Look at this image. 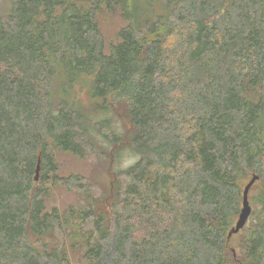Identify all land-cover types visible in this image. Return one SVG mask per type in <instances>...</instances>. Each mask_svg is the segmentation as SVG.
I'll return each mask as SVG.
<instances>
[{"label":"trees","instance_id":"trees-1","mask_svg":"<svg viewBox=\"0 0 264 264\" xmlns=\"http://www.w3.org/2000/svg\"><path fill=\"white\" fill-rule=\"evenodd\" d=\"M4 1L0 264H264V0Z\"/></svg>","mask_w":264,"mask_h":264},{"label":"rangeland","instance_id":"rangeland-1","mask_svg":"<svg viewBox=\"0 0 264 264\" xmlns=\"http://www.w3.org/2000/svg\"><path fill=\"white\" fill-rule=\"evenodd\" d=\"M2 10L7 9L8 5L3 0ZM122 24L121 18L109 19L106 17L105 21H102V27L107 38H112L116 29ZM107 50V48H105ZM102 168V169H101ZM59 175L68 177L72 174H80L87 178L94 179L99 184H107V173L103 170V167L95 166L92 161H84L70 154H63L59 158ZM75 189L69 190L63 184H58L51 188L50 199L48 201L49 206H56L60 209H65L72 205H77L78 195L74 192Z\"/></svg>","mask_w":264,"mask_h":264},{"label":"water","instance_id":"water-1","mask_svg":"<svg viewBox=\"0 0 264 264\" xmlns=\"http://www.w3.org/2000/svg\"><path fill=\"white\" fill-rule=\"evenodd\" d=\"M258 179H259L258 176H254L246 185L243 193V208L241 209V213L239 215L237 222L235 223V226H233L227 238L230 239L232 236L238 234L246 226L252 213V207L249 201V193L252 186L255 184V182Z\"/></svg>","mask_w":264,"mask_h":264}]
</instances>
